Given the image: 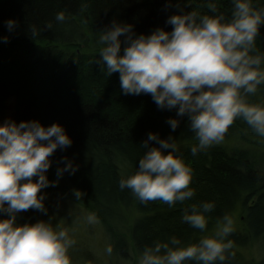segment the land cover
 Segmentation results:
<instances>
[{
  "label": "trees",
  "instance_id": "obj_1",
  "mask_svg": "<svg viewBox=\"0 0 264 264\" xmlns=\"http://www.w3.org/2000/svg\"><path fill=\"white\" fill-rule=\"evenodd\" d=\"M250 2L254 9H264V0ZM210 3L216 4L217 13L210 11ZM232 10V0H0V124L36 120L48 127L55 122L72 141L50 157L45 173L49 186L40 192L47 211L19 212L15 223L45 221L57 204L77 205L97 216L100 233L113 249L114 264H139L145 247L173 236L184 246L198 243L215 236L225 215L232 220L235 216L238 223L225 238L233 242L234 257L225 264H264V252L257 259L243 253L256 243L264 245V136L237 118L222 143L193 155L191 148L198 140L187 114L159 108L150 94H124L119 73L108 75L100 60L104 45L99 37L113 22L131 25L133 35H148L157 28L170 32L173 26L166 20L173 14L223 13L231 19ZM60 12L63 22L56 20ZM9 20L16 25L11 31ZM49 23L51 29L46 28ZM120 40L123 55L124 36ZM256 47L264 55V24L259 26ZM9 99L12 104L7 107ZM247 99L264 106V85ZM169 118L179 121L174 131ZM149 133L171 137L178 146L176 155L192 168L189 187L195 195L190 200L171 207L162 201L143 203L130 189H120V180L138 171L146 151L141 145ZM148 143L159 147L155 141ZM66 161L76 171L58 178L57 168ZM77 190L82 193L79 199ZM205 202L214 208L204 213V230L183 222L185 208L190 211L191 204ZM4 218L7 214L0 213Z\"/></svg>",
  "mask_w": 264,
  "mask_h": 264
},
{
  "label": "clouds",
  "instance_id": "obj_2",
  "mask_svg": "<svg viewBox=\"0 0 264 264\" xmlns=\"http://www.w3.org/2000/svg\"><path fill=\"white\" fill-rule=\"evenodd\" d=\"M232 2L231 19L223 13L190 11L168 17L166 23L173 26L170 32L157 28L136 36L131 25L113 22L99 37L104 45L100 60L108 75L119 73L124 94H150L159 108H176L177 116L187 114L198 140L191 148L193 155L222 143L237 118L264 136V106L247 99L264 85V55L256 47L264 9H254L250 0ZM208 8L217 13L215 3ZM56 20L63 22L64 13H58ZM15 26L14 21L7 22L10 31ZM46 28L51 29L52 24ZM32 31L37 34L36 28ZM121 36L125 38L123 55L119 54ZM168 123L174 131L179 121L169 118ZM149 141L159 147H149ZM71 143L55 122L48 127L36 120L0 124V213L7 214L0 219V264H71L68 251L75 241L67 229L56 230L44 221L15 223L19 212L47 211L40 192L49 186L45 173L50 157L58 147L67 148ZM141 146L146 151L139 159L138 171L120 180L121 190L130 189L143 203L162 201L170 207L194 197L189 187L192 168L176 155L178 146L171 137L165 140L149 133ZM65 171L74 173L76 167L66 161L63 168H57V177ZM74 195L79 199L82 193L77 190ZM213 208L212 203H193L190 211L185 208L182 220L204 230L208 221L204 213ZM86 220L88 224L99 223L95 213H89ZM233 231V220L225 215L214 237L186 246L175 236L167 242H155L145 247L139 264H225L234 257L230 251L233 242L225 241ZM106 251L110 255L113 249L109 246Z\"/></svg>",
  "mask_w": 264,
  "mask_h": 264
},
{
  "label": "rangeland",
  "instance_id": "obj_3",
  "mask_svg": "<svg viewBox=\"0 0 264 264\" xmlns=\"http://www.w3.org/2000/svg\"><path fill=\"white\" fill-rule=\"evenodd\" d=\"M12 100L7 101V107H10ZM86 213L80 206L62 205L53 210L52 217L44 222L51 223L52 226L59 230L67 229L70 238L75 241L73 247L68 251L71 264H114L115 258L111 259L106 249L109 247L108 238H103L100 233V225L88 224ZM236 217H233V225L237 224ZM264 252V245L256 243L251 247H246L243 253L246 257L257 259ZM119 264H128L127 261H118Z\"/></svg>",
  "mask_w": 264,
  "mask_h": 264
},
{
  "label": "bare ground",
  "instance_id": "obj_4",
  "mask_svg": "<svg viewBox=\"0 0 264 264\" xmlns=\"http://www.w3.org/2000/svg\"><path fill=\"white\" fill-rule=\"evenodd\" d=\"M63 195V194H62ZM64 197H66V196H64ZM62 198H63V196H62ZM60 199V198H59ZM67 199V198H66ZM69 199V198H68ZM62 201V200H61ZM63 201H65V200H63ZM58 203V202H57ZM63 204H61L60 206H58V204L56 205L57 207L56 208H53V209H51V211H53V210H56L58 207L60 208L61 206H62Z\"/></svg>",
  "mask_w": 264,
  "mask_h": 264
}]
</instances>
